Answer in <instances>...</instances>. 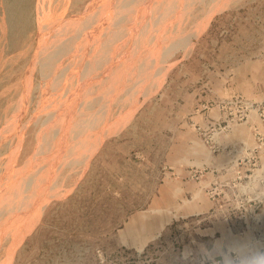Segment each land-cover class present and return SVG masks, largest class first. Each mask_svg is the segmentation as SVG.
<instances>
[{"label":"rangeland","instance_id":"obj_1","mask_svg":"<svg viewBox=\"0 0 264 264\" xmlns=\"http://www.w3.org/2000/svg\"><path fill=\"white\" fill-rule=\"evenodd\" d=\"M238 241L264 244V0H0V264Z\"/></svg>","mask_w":264,"mask_h":264},{"label":"clouds","instance_id":"obj_2","mask_svg":"<svg viewBox=\"0 0 264 264\" xmlns=\"http://www.w3.org/2000/svg\"><path fill=\"white\" fill-rule=\"evenodd\" d=\"M238 244H252L257 249L253 255L246 258L244 264H264V244L253 241H238L234 242L231 247ZM222 264H232L231 256L227 253L223 255Z\"/></svg>","mask_w":264,"mask_h":264},{"label":"bare ground","instance_id":"obj_3","mask_svg":"<svg viewBox=\"0 0 264 264\" xmlns=\"http://www.w3.org/2000/svg\"><path fill=\"white\" fill-rule=\"evenodd\" d=\"M38 1V0H37ZM45 1V0H44ZM48 1V0H47ZM101 1V0H100ZM104 1V0H103ZM40 2V1H39ZM99 2V1H98ZM108 2V1H107ZM110 2V1H109ZM43 4H44V2H43ZM54 4V3H53ZM90 4V3H89ZM49 5V4H48ZM93 5V4H92ZM44 6V5H43ZM98 6H99V4H98ZM53 7V6H52ZM67 7V6H66ZM87 7H89V6H87ZM47 8V7H46ZM126 8V7H125ZM44 9V8H43ZM86 9V8H85ZM40 10H41V8H40ZM84 13V12H83ZM114 13V12H113ZM36 14V13H35ZM45 14V13H44ZM101 14V13H100ZM99 14V15H100ZM62 15H63V13H62ZM43 16V15H42ZM41 17V16H40ZM76 17V16H75ZM94 17H95V15H94ZM58 19V18H57ZM92 19V18H91ZM39 20V19H38ZM48 21V20H47ZM47 21H45V22H47ZM54 21V20H53ZM69 23V22H68ZM68 23H67V25H68ZM92 23V22H91ZM38 24H40V23H38ZM42 24V23H41ZM44 24V23H43ZM42 24V25H43ZM77 24V23H76ZM75 24V25H76ZM87 25V24H86ZM41 26V25H40ZM65 26V25H64ZM40 28V27H39ZM67 28H70V27H67ZM66 28V29H67ZM57 30V29H56ZM68 30V29H67ZM85 30V29H84ZM81 31V30H80ZM97 31V30H96ZM58 32V31H57ZM63 33V32H62ZM74 33V32H73ZM51 36V35H50ZM53 36V35H52ZM62 36V35H61ZM50 38V37H49ZM64 38V37H63ZM73 38V37H72ZM51 39V38H50ZM62 42V41H61ZM98 42V41H97ZM96 42V43H97ZM44 44V43H43ZM63 44V43H62ZM60 45V44H59ZM62 50V49H61ZM65 51V50H64ZM49 52V51H48ZM51 53V52H50ZM35 54V53H34ZM48 54V53H47ZM62 58V57H61ZM66 58V57H65ZM67 59V58H66ZM79 59V58H78ZM33 60V59H32ZM63 60V59H62ZM31 61V60H30ZM31 63V62H30ZM33 64V63H32ZM45 64V63H44ZM43 64V65H44ZM29 65V64H28ZM33 66V65H32ZM46 66H48V65H46ZM60 66V65H59ZM29 67V66H28ZM55 67V66H54ZM27 74V73H26ZM46 77V76H45ZM47 79V78H46ZM23 94V93H22ZM46 94V93H45ZM26 95V94H25ZM53 101V100H52ZM23 104V103H22ZM51 104V103H50ZM63 104V103H62ZM77 104V103H76ZM17 105V104H16ZM48 105V104H47ZM36 106V105H35ZM27 107V106H26ZM46 107V106H45ZM51 107V106H50ZM75 107V106H74ZM80 107V106H79ZM42 108V107H41ZM56 110V109H55ZM52 112H53V110H52ZM52 122V121H51ZM52 126V125H51ZM50 130V129H49ZM54 136V135H53ZM52 136V137H53ZM13 150V149H12ZM5 181V180H4ZM8 185V184H7Z\"/></svg>","mask_w":264,"mask_h":264}]
</instances>
